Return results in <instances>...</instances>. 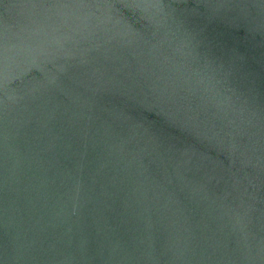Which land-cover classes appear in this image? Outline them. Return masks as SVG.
Segmentation results:
<instances>
[{
	"label": "water",
	"instance_id": "water-1",
	"mask_svg": "<svg viewBox=\"0 0 264 264\" xmlns=\"http://www.w3.org/2000/svg\"><path fill=\"white\" fill-rule=\"evenodd\" d=\"M0 264H264V0H0Z\"/></svg>",
	"mask_w": 264,
	"mask_h": 264
}]
</instances>
